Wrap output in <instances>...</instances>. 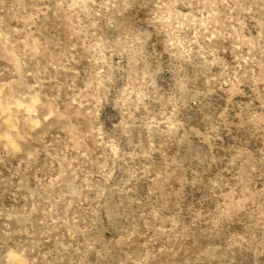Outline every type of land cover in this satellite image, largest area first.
Masks as SVG:
<instances>
[{
	"label": "clouds",
	"instance_id": "obj_1",
	"mask_svg": "<svg viewBox=\"0 0 264 264\" xmlns=\"http://www.w3.org/2000/svg\"><path fill=\"white\" fill-rule=\"evenodd\" d=\"M0 264H264V0H0Z\"/></svg>",
	"mask_w": 264,
	"mask_h": 264
}]
</instances>
